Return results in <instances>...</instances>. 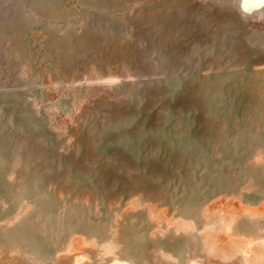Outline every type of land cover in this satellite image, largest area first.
Segmentation results:
<instances>
[{
    "label": "rangeland",
    "instance_id": "obj_1",
    "mask_svg": "<svg viewBox=\"0 0 264 264\" xmlns=\"http://www.w3.org/2000/svg\"><path fill=\"white\" fill-rule=\"evenodd\" d=\"M117 261L264 264V0H0V264Z\"/></svg>",
    "mask_w": 264,
    "mask_h": 264
},
{
    "label": "bare ground",
    "instance_id": "obj_2",
    "mask_svg": "<svg viewBox=\"0 0 264 264\" xmlns=\"http://www.w3.org/2000/svg\"><path fill=\"white\" fill-rule=\"evenodd\" d=\"M249 1V0H248ZM250 1H255V0H250ZM259 249V248H258ZM262 251V250H261ZM259 252V251H258ZM257 253V252H256ZM113 264H123V263H121V262H119V261H117V262H115V263H113Z\"/></svg>",
    "mask_w": 264,
    "mask_h": 264
}]
</instances>
